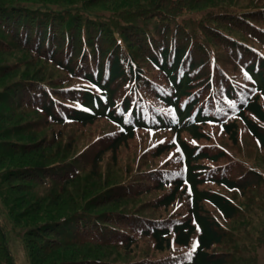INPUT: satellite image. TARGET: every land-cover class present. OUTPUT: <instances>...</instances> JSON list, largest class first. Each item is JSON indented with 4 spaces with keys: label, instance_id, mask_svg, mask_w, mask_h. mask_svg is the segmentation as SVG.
Masks as SVG:
<instances>
[{
    "label": "trees",
    "instance_id": "16d2710c",
    "mask_svg": "<svg viewBox=\"0 0 264 264\" xmlns=\"http://www.w3.org/2000/svg\"><path fill=\"white\" fill-rule=\"evenodd\" d=\"M0 208L28 264L255 262L264 0H0Z\"/></svg>",
    "mask_w": 264,
    "mask_h": 264
},
{
    "label": "rangeland",
    "instance_id": "374dc122",
    "mask_svg": "<svg viewBox=\"0 0 264 264\" xmlns=\"http://www.w3.org/2000/svg\"><path fill=\"white\" fill-rule=\"evenodd\" d=\"M146 137L151 141H158V135L145 134ZM0 224L5 231L7 248L12 256L15 264H28L26 250L23 246L21 232L18 228L12 227L5 215V212L0 208ZM264 240V239H262ZM251 264H264V245L259 247L256 251L255 262Z\"/></svg>",
    "mask_w": 264,
    "mask_h": 264
},
{
    "label": "snow or ice",
    "instance_id": "6c2138e0",
    "mask_svg": "<svg viewBox=\"0 0 264 264\" xmlns=\"http://www.w3.org/2000/svg\"><path fill=\"white\" fill-rule=\"evenodd\" d=\"M196 247H197V244L194 242L193 243V251H195Z\"/></svg>",
    "mask_w": 264,
    "mask_h": 264
}]
</instances>
